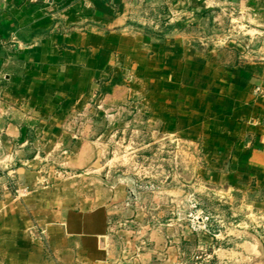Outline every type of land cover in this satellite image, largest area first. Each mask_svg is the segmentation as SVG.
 Returning a JSON list of instances; mask_svg holds the SVG:
<instances>
[{"label":"crops","instance_id":"obj_1","mask_svg":"<svg viewBox=\"0 0 264 264\" xmlns=\"http://www.w3.org/2000/svg\"><path fill=\"white\" fill-rule=\"evenodd\" d=\"M91 103L189 148L190 188L264 221V0H0V264L256 254L239 229L222 247L190 220L150 226L73 119Z\"/></svg>","mask_w":264,"mask_h":264},{"label":"rangeland","instance_id":"obj_2","mask_svg":"<svg viewBox=\"0 0 264 264\" xmlns=\"http://www.w3.org/2000/svg\"><path fill=\"white\" fill-rule=\"evenodd\" d=\"M169 27H164V32L167 33ZM184 33L194 32L186 29ZM111 115H115L114 122L117 118V125H110ZM135 115H127L117 108L109 111L101 104L91 103L84 111L74 114L73 119L81 130L86 127L101 131L102 150H105L101 165L108 177L133 180L134 200L139 207L142 205L141 212L150 226L158 225L161 219L167 224L178 220L179 225L190 220L198 231L219 236L222 247L231 244L225 245L221 238L239 229L244 231L241 242L256 247V254L247 259L246 264H264V221L249 210L245 217L241 209L215 201L216 197L200 186L190 188L195 182L190 181L188 172L190 159L186 153L189 148L172 140L159 139L155 128L126 125L127 118L131 120ZM95 120L101 123L94 124ZM185 259L183 264H217L219 261L204 246H199Z\"/></svg>","mask_w":264,"mask_h":264},{"label":"built area","instance_id":"obj_3","mask_svg":"<svg viewBox=\"0 0 264 264\" xmlns=\"http://www.w3.org/2000/svg\"><path fill=\"white\" fill-rule=\"evenodd\" d=\"M30 235H31L32 237H34V238H38V237H41V236L43 235V232H42L41 230L38 231V230L32 229V230L30 231Z\"/></svg>","mask_w":264,"mask_h":264}]
</instances>
